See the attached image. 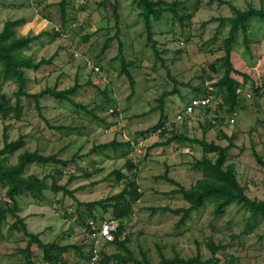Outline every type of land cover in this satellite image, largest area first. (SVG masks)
I'll use <instances>...</instances> for the list:
<instances>
[{
  "label": "rangeland",
  "instance_id": "1",
  "mask_svg": "<svg viewBox=\"0 0 264 264\" xmlns=\"http://www.w3.org/2000/svg\"><path fill=\"white\" fill-rule=\"evenodd\" d=\"M61 1L0 0V33L6 22L23 20L15 28L19 37L42 34L24 54L36 63L56 54L52 64L26 73L27 92L38 94L54 87L62 91L77 84L73 101L87 109L83 111L66 101L45 96L38 105L22 99L20 121H4L0 117V149L4 132L8 142L20 137L25 142L23 149L8 157L9 165H15L22 152L36 150L68 162L65 167L28 166L26 176L44 178L47 186L42 198L30 195L17 198V214L24 219L28 232L39 235L45 244L82 248L86 258L88 240L83 236L82 225L73 221L68 211L73 210L74 216L84 214L83 207L77 209L76 200L81 203L105 200L134 182L141 198L123 219L125 229L120 240H127L126 246L137 261L142 262L143 255L151 264H159L162 256L173 259L178 255L188 260L199 255L202 262L210 260V264H264V219L248 221L250 212L241 206L232 205L215 216L213 204L207 203L191 213L184 225L178 223L182 214L161 211L189 207L180 195L173 194L177 187L161 177L167 173L185 189L192 188L203 178L193 168L195 161L203 157L198 146L180 142L163 146L171 137L169 133L151 138L141 147L95 149L114 140L127 144L124 137L130 140L145 137L140 133L159 121L158 100L163 93L177 91L164 99L166 118L171 122L205 81L219 80L224 70L218 60L223 56V40L228 36L229 26L221 28L211 20L233 16L225 3L243 11L249 6L264 8V0H163L168 4L178 2L179 12L185 11L190 19L180 23L172 13H166L153 24L159 57L147 42L144 22L133 0H66L65 26L60 14ZM115 4L118 21L113 13ZM248 26L250 51H246L243 35L239 33L231 55L233 67L249 78L240 89L242 105L237 115L215 108L206 115L197 112L189 121L172 128L174 134L205 139L223 147L228 143L221 133L235 135V148L229 151L226 164L235 166L237 179L250 199L263 200L264 168L252 153L254 150L264 161V95L256 97L252 87L260 88L264 83V23L253 20ZM55 33L59 37L53 39ZM108 40L109 46L102 52ZM121 45L134 79L133 91L121 74L118 57ZM232 77L243 82L237 75ZM104 90L107 98L102 94ZM16 91L12 83L2 85V93L12 102ZM216 96L221 99L219 94ZM117 173L123 177L118 179ZM53 186L66 187L74 198L54 190ZM6 207L5 192L0 190V211ZM93 214L98 221L111 218V210L105 213L96 208ZM14 223L9 215L0 222V264H25L22 251L28 238L18 226L13 227ZM103 251L126 257L114 243L105 245ZM31 252L34 264H44L42 250L32 245ZM81 254L70 250L64 255L66 264H85Z\"/></svg>",
  "mask_w": 264,
  "mask_h": 264
},
{
  "label": "trees",
  "instance_id": "2",
  "mask_svg": "<svg viewBox=\"0 0 264 264\" xmlns=\"http://www.w3.org/2000/svg\"><path fill=\"white\" fill-rule=\"evenodd\" d=\"M117 2V0H114ZM134 4L140 10V18L144 22L146 39L147 42L151 45V48L156 57H159V52L156 49V42L153 40V24L155 22L161 21L164 14L172 13L173 17L177 19L180 23H183L186 20L190 19L185 11L180 13L178 10L179 3L174 2L168 4L163 0H133ZM229 6L230 10L233 12V16L230 18L222 19H212L211 22H218L219 27L224 25L229 26L228 36L223 40V56L218 60L221 64L222 69L224 70L223 76L217 80H211L210 84L215 88L216 93L221 96L222 103L218 108L223 109L228 115H233L238 112L241 107V99L238 90L242 88L243 85L249 80L248 76L237 71L231 62V55L234 50V46L237 43L238 34L243 35V45L246 51H250V31L248 23L255 20L264 23V8L255 9L252 6H249L246 10H239L230 3H225ZM60 14L62 19V26L67 24V3L66 0H62L59 4ZM115 20L118 21V14L116 12V4L113 9ZM23 20H17L14 22L8 21L5 23L2 32L0 33V117L2 120L13 119L20 121L23 111L22 99L26 98L30 101H34L38 105L39 100L45 96H49L56 101L68 102L74 107H77L83 111L87 109L80 105H77L73 101V96H75L78 85L75 84L72 88L68 90L59 91L56 87L48 88L39 92L38 94H30L26 90L27 83V72H37L42 66H47L52 64L56 54L52 56L49 60H41L36 63L31 57L24 54L25 51H28L31 47V44L36 41L40 36L28 37L17 35L15 30L16 27L21 26ZM59 34L55 33L53 39L58 38ZM109 46V40L103 46L102 52H104ZM118 57L121 61V74L125 75L127 80L130 83L131 90H134V79L129 72L128 66L125 61V58L122 53V45L119 48ZM237 75L242 78L243 82L235 80L232 76ZM6 82L12 83L16 86L17 91L14 94V101L7 98L6 95L2 93V85ZM175 82V81H174ZM176 84V83H175ZM204 84V83H203ZM203 84L200 88H197V94H202ZM256 97L264 95V83L260 88L252 87ZM177 91H172L169 93H163L161 98L158 100L159 107L158 111L160 112V117L158 123L144 131L140 135L146 136L150 135L152 132L160 129L164 123L168 122L166 114L164 111V99L174 95ZM104 97L107 98L106 90L102 91ZM90 113L93 118L97 121H102L92 112ZM210 109L204 111V114H209ZM171 137H168L162 145H170L174 142L180 143H189L191 145L198 146L202 152L203 157L201 160H197L194 163L193 168L203 174V178L198 180L196 184L190 188L185 189L178 182L168 177L167 173L164 174L161 179L167 181L173 186L177 187V190L173 191V194L180 195L184 201L189 204L187 209L180 210H170L168 208H162V212H170L174 215L182 214L179 225H184L186 221L190 218L191 213L203 208L207 203L213 204L214 215L219 216L224 213V211L232 206L239 205L243 209H246L250 212V217L248 221L256 220L258 218L264 219V199H250L246 195V190L241 186L237 179V174L235 166L232 164H226L228 162V153L231 149L235 148L234 140L235 135L228 136L225 133H221L223 140L227 141V146H220L214 142L208 143L205 139H190L187 136L177 134L171 131H166L161 134L162 137L165 134H169ZM4 144L0 149V190L5 192V198L8 202V207L0 211V222L5 219L7 215L14 218L15 223L13 227L18 226L19 230L28 238V243L26 248L22 251L25 255V264H34L32 261V252L31 246L35 245L38 249L43 251L44 264H66L64 255L69 253L70 250H77L79 253H82L81 256L85 260V264H88L90 256V244L88 240L87 247V256L84 258L82 248L75 246H60L57 243L45 244L39 238V235L31 234L27 230V226L24 222V219L20 218L17 214L19 211V205L17 198L30 195L35 199L43 197V190L47 188L46 179H39L36 176H26V171L29 165H47L52 164L58 167H65L68 162L62 161L57 158L56 155L44 156L40 154L37 150L34 152L24 151L17 157V162L15 165H9L7 163L8 157L15 154L19 150L23 149L25 142L22 137L13 142H8L6 133L3 134ZM130 145V143L122 144L117 143L115 140L98 146L97 149H106L111 148L114 151L118 147ZM209 155H214L213 159L209 158ZM252 155L254 156L256 162L264 168L263 159L253 150ZM123 176L117 173V178H122ZM264 185V181H263ZM54 190L62 191L64 195H68L71 198L73 197V192L67 190L66 187H52ZM141 198V194L138 192V187L134 182H129L125 185L123 190L105 200H100L90 203H81L76 200L77 209L83 207L85 209L84 214H76L77 221L82 228H87L86 221L91 219L96 223L104 222L98 221L93 214L96 208H100L105 213L111 210V218L107 221L115 220L118 222L117 229L113 232V239L107 240L105 245L114 243L117 248L126 255L115 254L107 255L103 248V245L100 250V260L97 264H151L143 255V261H137L127 248V240L121 241L120 238L123 235L124 227L122 225L123 219H125L131 212L134 204ZM76 210L75 212H77ZM211 261L202 262L201 257L197 255L194 258L185 260L180 258L178 255L173 259H167L161 257L159 264H210Z\"/></svg>",
  "mask_w": 264,
  "mask_h": 264
},
{
  "label": "built area",
  "instance_id": "3",
  "mask_svg": "<svg viewBox=\"0 0 264 264\" xmlns=\"http://www.w3.org/2000/svg\"><path fill=\"white\" fill-rule=\"evenodd\" d=\"M96 71H98L96 69ZM240 93V90H238ZM222 103V100L216 96L215 88L208 82L205 81L203 84V92L202 94H196L186 103L183 110L176 113L174 119L171 122H166L164 125L152 132L150 135L141 137L140 140H130L127 137L125 141L130 143L132 147L142 146L151 138L159 137L163 132L173 130L172 127H179L181 124L189 121L194 114L197 112H201L204 114V111L207 109H215L218 108ZM237 112L232 116H236ZM167 135V134H165ZM68 215H72L73 221H77V216H74V211H68ZM87 228H83V236L89 240L90 244V256L88 260V264H97L100 260L99 250L105 245L107 240L113 239V232L117 229L118 222L117 221H104L100 224L95 221L89 219L86 221Z\"/></svg>",
  "mask_w": 264,
  "mask_h": 264
}]
</instances>
